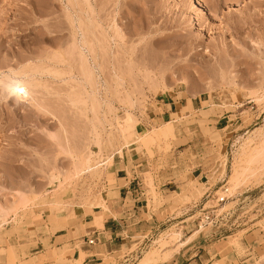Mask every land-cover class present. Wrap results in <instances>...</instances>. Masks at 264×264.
Instances as JSON below:
<instances>
[{
  "label": "rangeland",
  "instance_id": "rangeland-1",
  "mask_svg": "<svg viewBox=\"0 0 264 264\" xmlns=\"http://www.w3.org/2000/svg\"><path fill=\"white\" fill-rule=\"evenodd\" d=\"M89 3L0 0V232L105 208L124 153L152 219L104 264H264V0Z\"/></svg>",
  "mask_w": 264,
  "mask_h": 264
},
{
  "label": "crops",
  "instance_id": "crops-1",
  "mask_svg": "<svg viewBox=\"0 0 264 264\" xmlns=\"http://www.w3.org/2000/svg\"><path fill=\"white\" fill-rule=\"evenodd\" d=\"M172 104L162 110L163 115L176 113ZM159 117L163 122L160 125L172 122ZM113 166L114 180L103 201L105 208L94 206L54 230L48 231L51 224H45L30 237L0 232V264H104L106 257L123 252L131 240L145 237L142 233L147 231L152 215L145 211L143 187L137 186L139 182L135 184V178L143 171L124 158V153L116 161L113 158ZM96 216L101 217L99 226L93 224ZM86 238H92L93 243L89 244Z\"/></svg>",
  "mask_w": 264,
  "mask_h": 264
},
{
  "label": "bare ground",
  "instance_id": "bare-ground-1",
  "mask_svg": "<svg viewBox=\"0 0 264 264\" xmlns=\"http://www.w3.org/2000/svg\"><path fill=\"white\" fill-rule=\"evenodd\" d=\"M21 1H23L24 3H25V5H30V8L31 7H33L34 8V6H36L37 8H38V5L40 4V1L41 0H21ZM85 4L87 5V6H89L90 5V3H89V0H85ZM199 7H200V10H199V12H200V15H206L207 14V10L205 9V7H203V5L202 4H199ZM88 8H90V6L88 7ZM36 9V8H35ZM23 17H24V15H23ZM72 36H73V38H72V42L73 43H75V39H76V37H75V33L74 32H72ZM83 42V41H82ZM88 162V161H87ZM76 164V163H75ZM87 164V163H86ZM10 204H12V205H10ZM13 203H9V204H3V203H0V219L3 217V216H5L6 214H8V210H9V206H11V208L13 207ZM60 216V215H59ZM72 217V216H71ZM59 218V217H58ZM68 218V217H67ZM94 218V217H93ZM100 220H101V217L100 216H96L95 218H94V222H93V224H95V225H100ZM72 226V225H71Z\"/></svg>",
  "mask_w": 264,
  "mask_h": 264
},
{
  "label": "built area",
  "instance_id": "built-area-1",
  "mask_svg": "<svg viewBox=\"0 0 264 264\" xmlns=\"http://www.w3.org/2000/svg\"><path fill=\"white\" fill-rule=\"evenodd\" d=\"M4 225H5V223L2 222L1 219H0V228L3 227ZM88 243H89V244L93 243V239H89V240H88Z\"/></svg>",
  "mask_w": 264,
  "mask_h": 264
}]
</instances>
